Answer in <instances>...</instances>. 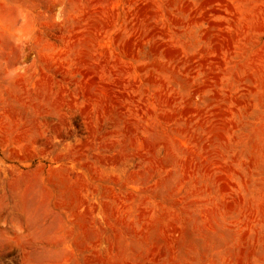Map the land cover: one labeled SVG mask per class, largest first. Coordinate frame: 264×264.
I'll list each match as a JSON object with an SVG mask.
<instances>
[{
    "label": "rangeland",
    "instance_id": "obj_1",
    "mask_svg": "<svg viewBox=\"0 0 264 264\" xmlns=\"http://www.w3.org/2000/svg\"><path fill=\"white\" fill-rule=\"evenodd\" d=\"M0 264H264V0H0Z\"/></svg>",
    "mask_w": 264,
    "mask_h": 264
}]
</instances>
